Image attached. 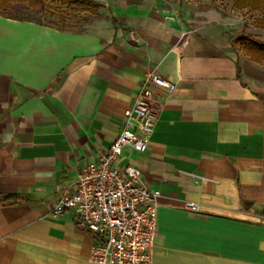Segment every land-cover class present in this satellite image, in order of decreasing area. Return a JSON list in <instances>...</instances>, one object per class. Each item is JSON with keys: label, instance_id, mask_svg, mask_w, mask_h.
Listing matches in <instances>:
<instances>
[{"label": "crops", "instance_id": "1", "mask_svg": "<svg viewBox=\"0 0 264 264\" xmlns=\"http://www.w3.org/2000/svg\"><path fill=\"white\" fill-rule=\"evenodd\" d=\"M172 2H107L84 30L0 14V264H94L95 235L51 208L149 71L175 88L158 90L147 150L121 162L161 191L154 264H264V66L233 41L242 18Z\"/></svg>", "mask_w": 264, "mask_h": 264}, {"label": "built area", "instance_id": "2", "mask_svg": "<svg viewBox=\"0 0 264 264\" xmlns=\"http://www.w3.org/2000/svg\"><path fill=\"white\" fill-rule=\"evenodd\" d=\"M161 88L171 92L175 83L156 71L147 72L107 152L84 164L72 189L52 205L53 217L72 209L79 225L95 235L89 254L94 264H154L161 191L148 185L138 166L121 159L128 148L147 150L161 110ZM185 207L200 209L194 201H186Z\"/></svg>", "mask_w": 264, "mask_h": 264}, {"label": "rangeland", "instance_id": "3", "mask_svg": "<svg viewBox=\"0 0 264 264\" xmlns=\"http://www.w3.org/2000/svg\"><path fill=\"white\" fill-rule=\"evenodd\" d=\"M71 0H50L47 7L43 10H31L24 7H17L13 12L22 17H27L33 21H41L42 23L52 24L59 28L69 30H84L88 28V25L96 18H103L106 16L108 10L105 3L112 4L117 0H96L100 2L101 6L97 9H75L74 5L70 4ZM124 1V0H123ZM132 1H143V0H132ZM174 0H165L169 5ZM178 1V0H175ZM192 7H218L223 9L225 12L232 14L233 18H242L241 24L235 30L234 35H239L244 32H252L259 38L264 39V30L258 28L255 25L256 18L259 17L257 12L242 9H236L232 2L227 0H184ZM173 3V2H172ZM68 4H70L68 6ZM57 9H53L55 7ZM60 9V10H59ZM166 12L168 18L177 17V13L172 10L163 9ZM239 45V44H238ZM244 57V53L240 50ZM248 58V57H247ZM249 59V58H248ZM250 60V59H249ZM251 61V60H250ZM253 62V61H252ZM255 63V62H254ZM256 64V63H255Z\"/></svg>", "mask_w": 264, "mask_h": 264}, {"label": "trees", "instance_id": "4", "mask_svg": "<svg viewBox=\"0 0 264 264\" xmlns=\"http://www.w3.org/2000/svg\"><path fill=\"white\" fill-rule=\"evenodd\" d=\"M50 0H0V14L20 20H31L27 17L17 15L13 11L17 7H24L31 10H43L50 7L47 3ZM54 1V0H53ZM232 2L233 6L238 9H248L259 14L256 18L255 25L264 30V0H227ZM71 5H74L75 9L86 10V9H97L101 6L100 2L96 0H71ZM68 4V6L70 5ZM52 7L53 9H57ZM60 10V9H59ZM33 21V20H31ZM41 22V21H37ZM233 41L239 44L240 50L247 56L251 61L264 66V39L259 38L252 32H244L239 35L233 36ZM19 194L4 195L1 197L3 201L19 199Z\"/></svg>", "mask_w": 264, "mask_h": 264}]
</instances>
